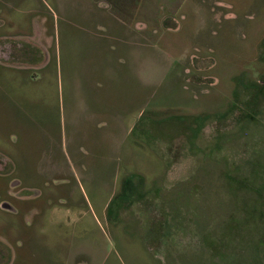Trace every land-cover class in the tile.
<instances>
[{
    "label": "rangeland",
    "instance_id": "374dc122",
    "mask_svg": "<svg viewBox=\"0 0 264 264\" xmlns=\"http://www.w3.org/2000/svg\"><path fill=\"white\" fill-rule=\"evenodd\" d=\"M263 41L264 0H0V264H264Z\"/></svg>",
    "mask_w": 264,
    "mask_h": 264
},
{
    "label": "trees",
    "instance_id": "16d2710c",
    "mask_svg": "<svg viewBox=\"0 0 264 264\" xmlns=\"http://www.w3.org/2000/svg\"><path fill=\"white\" fill-rule=\"evenodd\" d=\"M259 58H260V60L262 62H264V41H263V50H261V52L259 54ZM255 85L258 86V87H264V83H257ZM255 96L256 95H254V97H252V98L255 99ZM248 101L251 102L250 98L246 101V104H248ZM173 117H168L166 119V122H167L166 124H169V125H166L165 127H162V128L159 127V126L155 127V130H156L157 134L153 133L152 137L156 136V139L160 138V137L161 138H165V136H167L166 134H168L167 137H169L171 135V133H172V129H171V125H170L171 121L172 122L173 121L176 122V123L173 124L174 125V129H177V128H178V130L186 129V130L190 131V133L194 137V135L197 134V132L199 130H201V128L203 126V123H205L209 119L210 116L208 114H202V115L192 116L189 119L184 118V117H179V116H173ZM141 121L142 120L140 118L139 121L137 122V124H135V126H139ZM159 123H163V121H159ZM150 132L151 131H149L147 135L150 136V134H151ZM132 180L133 179L131 178V176L125 178L124 185L122 187V194L127 193V192L132 193L133 190H136V192H137V187H136L135 184L132 183ZM114 197L110 200L109 205H108V209H109V206H110L111 202L113 201Z\"/></svg>",
    "mask_w": 264,
    "mask_h": 264
},
{
    "label": "crops",
    "instance_id": "0c3cea01",
    "mask_svg": "<svg viewBox=\"0 0 264 264\" xmlns=\"http://www.w3.org/2000/svg\"><path fill=\"white\" fill-rule=\"evenodd\" d=\"M12 251L8 252L9 254H12L9 258L8 264H72L70 263V259L66 261V259L63 256L55 255L53 254L52 257L49 260L45 259L44 256H42L39 260L37 259V253L34 250H23L22 252H18L19 250L11 249ZM20 259V262H17ZM66 261V262H65Z\"/></svg>",
    "mask_w": 264,
    "mask_h": 264
}]
</instances>
